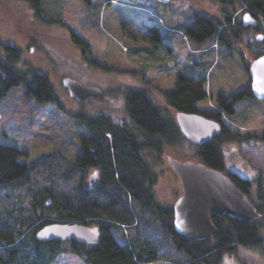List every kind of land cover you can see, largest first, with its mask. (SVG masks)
<instances>
[{
	"label": "trees",
	"instance_id": "16d2710c",
	"mask_svg": "<svg viewBox=\"0 0 264 264\" xmlns=\"http://www.w3.org/2000/svg\"><path fill=\"white\" fill-rule=\"evenodd\" d=\"M25 1L40 19L57 22L46 17L50 13L46 11L44 0ZM215 1L240 4L258 20L253 26L255 34L264 35L261 28L264 0ZM224 16L220 20L206 13H195L186 32L196 41L219 37L222 43L231 45L228 33L243 40V34L237 30H246L248 26L242 22L231 23L227 12ZM153 31L150 40L154 54L161 39L159 28ZM70 33L72 41L84 54L92 52L86 39L75 31ZM263 39L256 37L257 44ZM3 46L6 58L0 56V99L12 87L25 83L26 96L41 103H54L69 115L78 131L80 147L74 159L63 150L53 148L27 160L23 159L29 156L27 150L0 141V264H54L65 253L79 257L85 264L156 261L219 264L225 253L236 254L239 246L264 255L260 225L264 219V195L253 201L261 212L258 218L245 221L215 213L212 220L217 232L204 239L177 232L173 205L163 203L154 195L159 175L153 160L160 159L166 146L177 145L185 137L176 120L177 111L198 112L222 123V135L197 144L193 156L211 167L219 170L224 167L222 140L248 141L251 135L234 129L225 115L238 111L239 99L256 98L250 81L239 91L219 93L215 98L216 106L207 107L200 103L209 97L206 78L179 71L174 88L163 91L174 115L158 104L147 88L131 87L124 95L128 117L119 121L111 114L66 110L49 73L36 69L23 71L13 64L21 58L20 48L10 43ZM261 54L264 52L255 51L256 58ZM242 56L246 59L245 54ZM249 62H246L248 71ZM93 167L99 168V176L96 182L89 183ZM231 178L244 192L251 187V181L237 173H232ZM73 221L99 230V239L80 242L37 237L38 230L48 223Z\"/></svg>",
	"mask_w": 264,
	"mask_h": 264
},
{
	"label": "rangeland",
	"instance_id": "374dc122",
	"mask_svg": "<svg viewBox=\"0 0 264 264\" xmlns=\"http://www.w3.org/2000/svg\"><path fill=\"white\" fill-rule=\"evenodd\" d=\"M153 1H114L101 20L91 11L80 18L81 10L86 7L83 0H44L46 11L50 13L46 17L57 20L50 22L47 18V21L40 19L25 0H0V56L6 58L3 44L18 46L21 58L13 64L23 71L48 72L66 110L111 114L115 120H119L120 114L127 117L124 95L131 87L147 88L154 100L174 115L163 91L174 88L179 71L186 70L206 78L209 97L200 103L207 107L216 106L215 98L219 93H232L248 86L251 80L246 62L256 58L255 51L264 52V39L257 44L255 27L237 28L238 33L243 34V40L228 33L231 45L222 43L219 37L196 41L186 32V27L192 25V15L198 12L220 20L227 12L232 22H242L244 9L240 4L172 0L158 9ZM144 23L151 26L139 28ZM152 26L159 28L162 39L154 54L148 33ZM261 28L264 31L263 20ZM71 30L91 44V53L84 54L72 41ZM65 76L98 85L103 93L77 100L63 85ZM25 89V83H21L0 99V141L27 150L29 156L23 158L27 160L53 148L63 150L74 159L80 143L69 115L54 103H41L26 96ZM236 105L238 111L225 115L226 121L232 122L234 129L250 134V144L247 140H222V171L237 173L254 185L261 174L264 177V100L245 96ZM197 148L196 143L184 137L177 145L166 146L160 161L153 160L159 175L154 187L158 200L173 205L181 193L179 177L168 164L167 156L193 159ZM260 180L263 181L262 176ZM249 197L255 201L260 196L252 191ZM260 225L264 235V219ZM54 264L85 263L79 257L65 253ZM219 264H264V255L261 251L239 246L236 254L225 253Z\"/></svg>",
	"mask_w": 264,
	"mask_h": 264
},
{
	"label": "water",
	"instance_id": "95a60500",
	"mask_svg": "<svg viewBox=\"0 0 264 264\" xmlns=\"http://www.w3.org/2000/svg\"><path fill=\"white\" fill-rule=\"evenodd\" d=\"M159 1L168 3L171 0ZM257 22L250 12H245L244 25H255ZM257 37L262 39L264 35L260 33ZM249 71L254 96L264 100V54L251 60ZM62 82L70 96L77 100L103 93L99 86L84 83L71 76H65ZM176 120L185 137L196 144L213 141L223 132V125L219 120L198 112L177 111ZM167 161L178 175L181 185V193L173 205L174 227L177 232L197 239L209 238L217 232V226L212 220L215 213L228 214L245 221L255 220L261 215L249 195L237 186L230 174L195 159L182 160L168 155ZM37 237L42 240L74 239L89 242L98 240L100 231L77 221L52 222L41 227Z\"/></svg>",
	"mask_w": 264,
	"mask_h": 264
},
{
	"label": "flooded vegetation",
	"instance_id": "af4514ba",
	"mask_svg": "<svg viewBox=\"0 0 264 264\" xmlns=\"http://www.w3.org/2000/svg\"><path fill=\"white\" fill-rule=\"evenodd\" d=\"M114 1H117V0H83V2L85 3V5H86V7H84L82 10H81V13H80V18H81V16L85 13V12H87V11H91V12H93L94 14H96L95 15V18H97V19H103L104 18V15H105V11L107 10V8H112V4L114 3ZM172 1V0H171ZM170 1V2H171ZM170 2H168V3H162V2H160L159 0H154L152 3L154 4V5H156V7L158 8V9H160V8H164L165 7V5H168ZM245 12H247V11H243V16H244V14H245ZM77 14H78V10H77ZM231 21H232V18H231ZM122 22V21H121ZM231 23H235V22H231ZM242 23H243V18H242ZM121 24V23H120ZM256 25V24H255ZM255 25H252V24H250V25H246V26H248V27H250V26H255ZM140 27L139 28H141V29H145L144 28V26H151V24H149V23H144L143 24V26H141V25H139ZM138 27V26H137ZM156 26H152V29L150 28L149 30L151 31V32H148L149 34H151V33H154V28H155ZM255 30H256V27H255ZM259 30V29H258ZM77 33V32H76ZM79 34V33H78ZM159 37H160V39H161V32H160V35H159ZM161 41H162V39H161ZM249 68H250V65H249ZM250 73V72H249ZM98 86V85H97ZM121 116H118L117 118H119V120H120V117H121V120H125V119H127V117H128V115H127V117L125 116V115H123V114H120ZM261 141V140H260ZM245 142V141H244ZM248 143H249V141H248ZM262 143V142H261ZM250 144V143H249ZM207 166H210V165H208L207 164ZM260 172V171H259ZM261 173V172H260ZM231 174L232 173H230V176H231ZM89 176H90V178H89V183H94V182H96L97 181V178H98V176H99V168L98 167H93L91 170H90V172H89ZM260 176H262V179H263V181L262 180H260ZM257 179H258V181H256V182H254V185H253V183H252V181H251V187L248 189V191L246 192L248 195H250V193L252 192V191H254V193L256 194V195H264V189H262L263 188V185H264V177H263V174H261ZM158 182V181H157ZM157 184V183H156ZM155 184V185H156ZM155 185H154V187H155ZM263 190V191H262ZM154 195H157V193H154ZM175 203V202H174ZM174 203H173V205H174Z\"/></svg>",
	"mask_w": 264,
	"mask_h": 264
}]
</instances>
